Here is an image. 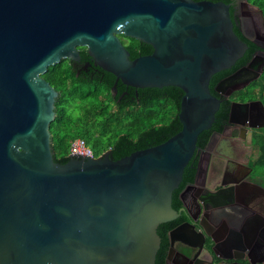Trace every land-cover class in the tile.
Instances as JSON below:
<instances>
[{"label": "water", "instance_id": "water-1", "mask_svg": "<svg viewBox=\"0 0 264 264\" xmlns=\"http://www.w3.org/2000/svg\"><path fill=\"white\" fill-rule=\"evenodd\" d=\"M229 8L222 0H0V264H155L157 227L179 214L172 192L221 102L210 78L248 48ZM121 34L152 52L130 59ZM79 46L126 85L179 87L180 129L116 160L108 151L74 152L56 162L49 127L59 92L42 74L64 58L79 61ZM251 103L264 112L260 100ZM241 105L231 103L229 122ZM199 225L211 238L209 254L217 255L218 239ZM224 257L233 259L229 264H264V256Z\"/></svg>", "mask_w": 264, "mask_h": 264}, {"label": "flooded vegetation", "instance_id": "flooded-vegetation-1", "mask_svg": "<svg viewBox=\"0 0 264 264\" xmlns=\"http://www.w3.org/2000/svg\"><path fill=\"white\" fill-rule=\"evenodd\" d=\"M222 1L230 3L235 33L243 41L252 43L255 50L245 64L230 74L245 66L247 70L241 71L234 80L220 88L221 92H216L217 83L230 74L219 78L211 92L221 102L229 101V109L234 101L243 105L237 109L236 122H229L228 116L225 120L216 117L214 126L221 129L212 130L209 137L212 133L214 136L210 144L198 148V170L194 179L179 190L181 207L185 205L187 210L180 211V207L175 218L161 223L159 227L163 233L168 225L173 224L165 231L167 249L160 264H229L233 259L224 257L228 254L242 255L244 258L239 259L240 262L246 261L245 258L256 261L264 256V165L252 163L256 155L253 134L264 128V112L258 104H249L259 99H243L237 93L262 72L264 17L249 0ZM243 31L252 40L243 36ZM217 190L218 194L214 195ZM213 203H220L222 208L212 214L209 210ZM209 218L216 225H212ZM193 224L198 225V229ZM199 224L218 239L217 255L209 254L207 248L211 246V238L204 234ZM228 244H234L235 250L229 251ZM182 252L190 254V258L183 256Z\"/></svg>", "mask_w": 264, "mask_h": 264}, {"label": "trees", "instance_id": "trees-1", "mask_svg": "<svg viewBox=\"0 0 264 264\" xmlns=\"http://www.w3.org/2000/svg\"><path fill=\"white\" fill-rule=\"evenodd\" d=\"M257 6L264 17V0H249ZM119 37L129 52V58L152 52V47L138 39ZM248 48L230 69L212 75L209 87L219 78L230 74L245 64L255 50L247 42ZM80 60L64 58L50 65L42 77L53 86L59 95L55 102V118L50 124L53 159L65 163L70 159L71 142L81 137L92 149L94 156L108 151L109 157L116 160L131 152L150 147L165 141L176 133L181 125L177 117L182 90L176 86L136 88L122 83L115 75L96 65L85 46L78 47ZM245 98H257L264 104V66L260 76L237 92ZM229 101H223L215 113V118L225 120L228 116ZM212 123L197 138L196 148H203L212 130H220ZM252 143L256 155L252 161L264 165V128L253 134ZM197 155L194 154L183 170L182 181L173 190L171 205L178 210L182 203L179 190L187 182H192L196 172ZM157 228L161 237L156 254V264L165 256L167 240Z\"/></svg>", "mask_w": 264, "mask_h": 264}, {"label": "built area", "instance_id": "built-area-1", "mask_svg": "<svg viewBox=\"0 0 264 264\" xmlns=\"http://www.w3.org/2000/svg\"><path fill=\"white\" fill-rule=\"evenodd\" d=\"M74 152L77 154H85L90 157H96L94 156L92 149L86 143L85 139L81 137L75 138L70 144L69 156L71 153H74Z\"/></svg>", "mask_w": 264, "mask_h": 264}, {"label": "crops", "instance_id": "crops-1", "mask_svg": "<svg viewBox=\"0 0 264 264\" xmlns=\"http://www.w3.org/2000/svg\"><path fill=\"white\" fill-rule=\"evenodd\" d=\"M258 167V166H257Z\"/></svg>", "mask_w": 264, "mask_h": 264}]
</instances>
